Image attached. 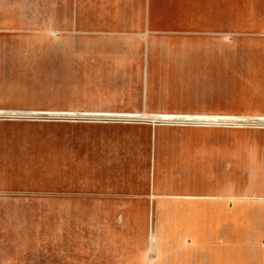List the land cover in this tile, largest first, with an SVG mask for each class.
Masks as SVG:
<instances>
[{"label":"crops","instance_id":"obj_1","mask_svg":"<svg viewBox=\"0 0 264 264\" xmlns=\"http://www.w3.org/2000/svg\"><path fill=\"white\" fill-rule=\"evenodd\" d=\"M2 6L44 25L28 32L45 41L29 55L44 56L60 82L52 106L238 116L229 112L244 107L227 89L247 86L261 99L245 109L264 114V0ZM113 124L0 131V217H44V239L23 234L13 245L20 255L0 264H264V131ZM20 220L18 233L36 227ZM243 247L245 258L226 253Z\"/></svg>","mask_w":264,"mask_h":264},{"label":"rangeland","instance_id":"obj_2","mask_svg":"<svg viewBox=\"0 0 264 264\" xmlns=\"http://www.w3.org/2000/svg\"><path fill=\"white\" fill-rule=\"evenodd\" d=\"M3 1L5 0H0V33L4 32L0 34L3 38L0 39L2 53L0 54V131H77L76 129L116 125L113 123L118 122L79 118L97 113L50 104L49 101L54 99V94L60 99L62 90L59 87L60 82L54 79L50 67L45 63L44 56L29 55V51L45 47V41L42 38L30 39L28 32L33 31L36 27L43 28L44 25L37 26L28 20H15V9L4 8ZM68 90L71 89H63L65 92ZM215 90L221 91V89ZM260 91L259 88L247 86L229 87L227 89L229 102L239 101L241 103L236 106L244 107L242 111H230L229 114L264 116V114L245 109L261 99ZM64 97L66 99V96ZM231 105L234 104H230V108ZM238 127H240L238 128L240 131H264V127L252 125ZM20 219L36 227L27 225L30 232L18 233L16 229L21 222ZM43 223L44 217H0V257L7 260L14 255H20V251L13 245L18 240L26 238L23 234L30 235L31 238L35 237L38 242H41L44 239ZM40 225L42 227L38 228ZM189 250L191 253L194 251L192 248ZM207 250L203 244H199L196 248L195 258L197 260L206 259L208 257ZM213 250H215L214 247ZM35 251H37V257L43 256V250L36 249L33 252ZM226 253L230 259L234 260L250 255L246 247L228 248Z\"/></svg>","mask_w":264,"mask_h":264},{"label":"built area","instance_id":"obj_3","mask_svg":"<svg viewBox=\"0 0 264 264\" xmlns=\"http://www.w3.org/2000/svg\"><path fill=\"white\" fill-rule=\"evenodd\" d=\"M88 120H101L111 122H150L153 124H179V125H199V126H226L238 127L242 125H252L264 127V116H194L175 114H154L137 115L129 113H97L96 115H86L79 117Z\"/></svg>","mask_w":264,"mask_h":264}]
</instances>
